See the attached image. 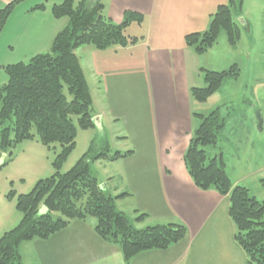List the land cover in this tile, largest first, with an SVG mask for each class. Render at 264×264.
<instances>
[{
	"label": "trees",
	"instance_id": "16d2710c",
	"mask_svg": "<svg viewBox=\"0 0 264 264\" xmlns=\"http://www.w3.org/2000/svg\"><path fill=\"white\" fill-rule=\"evenodd\" d=\"M21 1L12 0L0 9V34ZM243 3L244 0H229L220 4L211 14L207 30L185 35L186 46L204 55L224 32L228 43L235 47L241 36L240 22L244 21ZM44 7L45 4H38L34 9ZM103 11L102 0L56 1L52 12L67 23L54 38L50 50L28 61L4 66L7 81L0 87V152L13 160V147L35 139L47 148L59 143L61 149L52 162L53 174L37 180L29 192L12 189L7 194L15 200L22 218L0 237V264H26L19 251L22 242L48 238L71 222L89 216L96 218V233L119 246L127 262L141 252L164 250L189 240L188 227L181 222L138 228L118 208L117 198L128 194H110L93 164L132 156L134 150L111 152L103 132L92 138L88 150L69 170L62 171L76 148L78 129L95 127L92 93L76 49L82 45L98 49L126 47L138 41L126 31L131 22L142 21V14L126 11L123 21L115 23ZM201 73L203 85L192 88L196 102L207 101L227 78L238 77L240 70L233 64L221 71L202 67ZM194 115L198 125L184 155L186 167L199 188L215 189L230 196L229 214L235 225V240L245 251L249 264H264V200L251 194L246 186L233 183L221 152L208 154V147L217 148L225 125L221 109L209 114L195 111ZM146 216L139 213L134 221Z\"/></svg>",
	"mask_w": 264,
	"mask_h": 264
},
{
	"label": "crops",
	"instance_id": "0c3cea01",
	"mask_svg": "<svg viewBox=\"0 0 264 264\" xmlns=\"http://www.w3.org/2000/svg\"><path fill=\"white\" fill-rule=\"evenodd\" d=\"M11 1L0 0V9ZM123 1L126 3L117 5L114 0H102L110 19L121 22L126 10L135 9L145 14L149 24L155 23L157 29L163 31L155 35L153 44L150 37L143 38L126 47L114 46L115 52L111 50L113 47L98 50L88 45L76 49L90 89L93 85L94 118L100 121L90 129L92 132L106 131V116H112L109 122L116 116L115 109H111V113L106 107L113 104L110 93L116 91L115 82L124 79V72L144 70L152 104V121L148 126L152 144V162L148 163L151 182L147 183L153 185L160 209H136L137 213L147 214L136 221V225L142 224L144 228L181 222L188 227L189 240L164 250L141 252L127 262L119 246L96 233V220L86 219L73 221L48 238L22 242L19 248L22 261L26 264H249L245 251L235 240V225L229 214L230 196L215 189L199 188L184 161L198 125L194 113H204L202 110L209 101L196 103L192 88L203 85L202 67L220 70L219 66H224L209 56L217 51L215 46L210 52L199 55L186 46L184 38L188 33L207 30L211 14L229 0H194L198 13L182 9L180 15L175 14L169 19L167 27H164L166 20L163 18L166 16L158 14L163 9L157 4L158 0ZM55 2L23 0L15 5L0 34V87L7 81L4 66L48 52L56 35L65 27L67 20L52 12ZM38 4H45V7L34 9ZM241 22L247 25L246 20ZM109 55L114 57L108 58ZM232 64L229 61L226 66ZM226 66L221 68L225 70ZM102 104L104 109L98 111ZM211 109L210 106L204 114ZM256 181L261 184L259 178ZM101 182L113 196L122 194L117 187L109 186V180ZM233 183L241 185V180ZM123 193L128 195L118 197L116 201L134 195L133 192ZM150 198H147L148 202ZM21 218L15 200L0 194V237L17 226Z\"/></svg>",
	"mask_w": 264,
	"mask_h": 264
},
{
	"label": "rangeland",
	"instance_id": "374dc122",
	"mask_svg": "<svg viewBox=\"0 0 264 264\" xmlns=\"http://www.w3.org/2000/svg\"><path fill=\"white\" fill-rule=\"evenodd\" d=\"M79 1L81 0H76V3ZM114 1L117 5L122 2L126 3L123 0ZM193 1L158 0L157 4L163 8L158 14L165 15L167 18L163 17L166 20L164 27L169 26V19L175 14L180 15L182 9L192 10L197 14L198 10L193 5ZM117 5L115 6L118 8ZM126 11H135L143 16L141 22L130 23L126 34L136 37L138 41L150 37L153 44L155 35L163 30H158L155 23L149 24L148 18L145 20V14L142 12L135 9ZM242 12L247 25L240 22L241 36L237 45L231 46L225 33L222 32L215 45L217 51L209 55L212 61H218L224 66L229 61L237 64L240 74L236 78H227L221 88L210 96L209 101L207 100L208 104L202 111L206 113L210 106L213 110L220 108L225 117V125L220 131L217 148L208 147V154L212 155L213 150L221 152L230 178L233 181L241 180V185L248 186L251 194L264 199L261 194H264V121L262 129H259L257 119V112L261 111L264 120V0H244ZM103 13L110 18L105 11ZM155 14L157 16V13ZM199 17L201 18V15ZM112 21L121 23L123 19L121 22ZM209 22H211V17ZM88 46L92 47V45ZM112 47L111 50L115 52V47ZM126 55L128 53H125ZM113 57L114 55H109L108 58ZM232 65L226 67L229 68ZM224 66H219V71L223 70L221 67ZM140 68L144 69L143 66ZM130 71L124 72L122 77L124 79L116 81L115 86L118 88L110 93V101L113 104L110 103L111 106H107L106 109L111 113V109H115L116 116L111 122L109 119L112 116H106L111 128L106 121V131L103 133L109 140L111 152L134 150V154L117 161H97L93 164V168L100 181L109 180V186L117 187L119 193H134L116 203L118 208L130 217L135 226L140 228L139 225L142 224L136 225L134 221V217L139 214L136 209L158 210L160 206L155 197L153 185L151 187L147 183L151 182L148 163L152 162L151 132L148 129L152 121V104L149 98L147 78L142 69L135 71L131 69ZM92 87L91 84L93 90ZM102 106L103 104L101 108L98 106L97 110L102 111L104 109ZM98 132H92L90 128L78 129L76 148L64 163L62 171L69 170L77 162L88 150L92 138ZM60 149L59 143L47 148L37 139L24 141L13 147L14 159L10 160V156H6L0 166V194H8L12 189L18 193L29 192L37 180L54 173L52 162ZM1 155L0 152V158ZM112 177L113 179H109ZM257 178L260 179L262 185L256 181ZM148 197H151L150 202H148ZM143 202L147 204L142 205ZM88 219L96 220L92 216Z\"/></svg>",
	"mask_w": 264,
	"mask_h": 264
},
{
	"label": "water",
	"instance_id": "95a60500",
	"mask_svg": "<svg viewBox=\"0 0 264 264\" xmlns=\"http://www.w3.org/2000/svg\"><path fill=\"white\" fill-rule=\"evenodd\" d=\"M257 119H258V127H259V129H262L263 121H264V120H263L262 112H261V111H258V112H257ZM94 121H95V123H97V124L100 123V121H98V118H94ZM5 157H6V154L3 153V154L1 155V158H0V166H1V164L3 163Z\"/></svg>",
	"mask_w": 264,
	"mask_h": 264
}]
</instances>
